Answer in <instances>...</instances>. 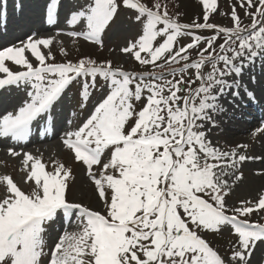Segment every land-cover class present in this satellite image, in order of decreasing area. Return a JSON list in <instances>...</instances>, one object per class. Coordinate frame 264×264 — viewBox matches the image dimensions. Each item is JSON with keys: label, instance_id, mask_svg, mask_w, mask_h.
I'll list each match as a JSON object with an SVG mask.
<instances>
[{"label": "snow or ice", "instance_id": "6c2138e0", "mask_svg": "<svg viewBox=\"0 0 264 264\" xmlns=\"http://www.w3.org/2000/svg\"><path fill=\"white\" fill-rule=\"evenodd\" d=\"M201 3L204 22L191 24L170 17L166 8L161 11L159 2L149 7L142 0H84L76 10H69L66 23L81 31L68 35L101 46L102 34L114 23L121 5L135 10L141 34L121 51L141 65H151L153 71H127L114 67L112 61L97 63L89 58L48 63L54 59L51 38H29L20 46L0 50V73L6 74L0 78V88L16 86L26 91L18 107L0 116V137L24 141L33 123L45 117L55 128V105L80 78L81 109L97 77L107 88L87 119L62 137L63 146L86 166L104 214L67 199L70 168L53 161L54 170L47 171L39 157L24 152V182L34 181L31 192L25 193L9 175H0L4 187L0 264H250L255 245L264 242V222H250L247 217L256 209L264 211V193L255 204L241 201L239 206L228 207V178L235 176L239 162L250 159L239 154L247 145L222 150L208 139L206 129L215 127L214 116L226 111L220 99L230 89H236L230 93L234 98L256 99V91L247 85L243 95L239 89L245 67L264 56V0H239L251 22L242 25L233 5L231 27L209 22L210 14L218 10L217 0ZM58 11L59 0H48L49 23L57 22ZM0 22L6 24L5 13H0ZM201 29L213 34L205 38L193 31ZM161 36L163 41L156 45ZM181 36H190L191 42L177 48ZM221 37L223 42L217 46ZM202 41L204 47H200ZM41 45L49 49L47 55ZM25 50L38 61L36 66ZM193 50L195 58L190 55ZM60 51L67 54L63 47ZM6 61L25 70L13 72ZM181 62L182 66L172 67ZM251 81L257 83L254 76ZM258 90L264 97V85ZM262 130L264 125L256 131ZM8 151L20 155L11 148ZM101 163L97 177L93 166ZM58 213L69 222L75 214L79 230L65 231L48 248L45 233ZM225 228L236 237L228 256H222L205 238Z\"/></svg>", "mask_w": 264, "mask_h": 264}, {"label": "rangeland", "instance_id": "374dc122", "mask_svg": "<svg viewBox=\"0 0 264 264\" xmlns=\"http://www.w3.org/2000/svg\"><path fill=\"white\" fill-rule=\"evenodd\" d=\"M176 1L179 2L180 0ZM183 1L186 2L187 0ZM220 2L221 4L225 3L223 0H220ZM47 3L48 0H8L7 10L5 8L1 9L0 0V13L6 14V24L0 22V35H2L4 32H8L11 33L9 37H12L16 33V30L14 29L17 26L22 25L17 28L19 29L22 27L23 30H25V33L29 32V30L32 31L29 38L40 39L51 37L53 43L49 46V48L54 58L57 57L58 59L64 61H69L70 59L75 61L76 59L78 60L81 58H94L97 63H100L98 57L104 54L108 61H112L114 67H122L124 70L136 72L139 70H146L140 66L141 64L135 60L134 56L121 51V49L126 47L130 41H134L138 38V35L141 34V24L136 22V14L133 15L128 9L122 11L124 8H121L115 17L114 23L102 34L101 46V44L97 43L92 44V41L85 40L82 36L73 37L67 33H57L58 30H63L66 28L73 29V31H81L79 26L69 25L66 23V20L68 19L67 13L69 10H76L79 5L84 3V0H63L60 6L57 22L54 24H48V26L51 27L49 31L43 30L38 32V29H40L42 26L46 27L44 22V11ZM17 5H19V7H17ZM230 10H232V8L228 6V11ZM222 14L223 12L217 11L213 14V16L215 18H225L222 16ZM230 20V18H227V21ZM246 21L249 22L248 20ZM224 24H228L226 27H231V25H233V23L231 24L229 22ZM248 24L250 23H247V25ZM242 25L244 24L242 23ZM202 32L203 33L198 34L195 32V34L202 36L205 34L204 31ZM5 39L6 37H0V41H5ZM22 42L26 41H19L17 46H20ZM62 47L65 49L67 53L66 55L61 53L60 49ZM40 48L41 51L47 55L49 49L44 48L43 45H41ZM57 50L59 51L56 52ZM25 56L34 66L38 64V61H36L31 56V53L28 50H25ZM5 63L6 66L13 72L25 70L22 66H16L12 62L6 61ZM149 70H152V67L149 68ZM4 75V73H0V77ZM255 78L257 81L256 85L254 87L248 88L250 90L256 91L257 96L259 97L260 92L258 90V86L264 84V74L259 76L255 75ZM82 79L83 78L78 79V82ZM78 82L72 85L70 89H66L63 92V95L56 106L55 114L58 115L56 116V120L67 124V129L61 130L60 135L57 138L47 139L45 142L37 143L36 145L31 144L25 147L27 144L25 142L13 141L10 137H1V139L4 141V144L2 147H0V175H9L14 180V182L17 183L18 187H20L25 193L31 192L35 186L34 181H30L28 183L24 182L27 169H25L23 165V153L30 150V153L33 156H37L41 159V161L45 164L47 171L51 172L54 170L53 161H56L57 163H63L67 168L71 169L72 180L69 184L67 196L70 202L81 203L92 210L101 211V213L104 214L103 201L99 200L98 198V193L95 190V186L87 175L86 166L82 162H77L74 158V154L62 144V137L64 134L68 131L75 130L80 124H82L90 114L89 110L95 103L102 99L103 95H105L107 92L105 81L100 87L99 82H97L95 89L91 90L89 93L90 99L87 101L86 107L81 109V87L77 85ZM15 89L16 91L12 92V94L21 92L18 95L22 96V99L18 102L15 101L11 105L5 104L3 102V98H5L7 91H13ZM76 97L79 100L77 102L75 101ZM25 98L26 91L23 87L17 88L15 86L3 90L2 94H0V116L6 114L7 112L13 111V109L18 107ZM225 105L226 106H224V108L228 109L231 106L236 107L237 103L232 100L225 102ZM73 112H75V116L72 115ZM222 116L223 114L214 116V119L216 120V126L213 127L209 125L206 129L208 139L211 140L214 146L219 147L222 150H230L238 144L247 145V147L239 150V154L250 157V159L239 162L237 168L233 170L235 172V176H241V179L236 180L235 176L228 178L230 189L226 196L227 205L231 209L233 207L239 206L241 201L255 204L261 195L260 188H264V166L257 164L254 166L253 159L254 157H257L254 155L258 152L257 145L264 135V130L255 131L252 133L246 132L243 133L242 137H239L235 130H229L222 133L219 129L221 124H223L221 119ZM245 118H249L246 113L243 119ZM69 121H71V123H69ZM253 122L255 125L257 123L259 125L260 119L258 122ZM228 123L234 124V121L231 120ZM42 124L45 127L47 126L45 119L39 120L36 125L33 123V126L35 125L34 131H38L40 126L43 127ZM37 146L40 148L35 152L34 148ZM9 148L21 154L18 156H12L8 151ZM257 155H259V152ZM252 156H254L253 159L251 158ZM107 158L108 156L105 155L104 161H106ZM104 161H102V163ZM102 163L99 166H93V171L97 174V177H99V171L102 167ZM3 192L4 187L0 186V195H2ZM229 214L231 213L229 212ZM247 219H249L250 222H264V211L256 209L250 216L247 217ZM75 220V214L71 217V222L66 220L62 214H57V217L53 222L50 223V226L47 228L45 233V241L48 245V248L54 247L55 242L58 241L59 237L65 231L76 232L79 230ZM205 238L209 241L211 240V244H215V248L222 256L230 255V245L236 239V237L230 233L228 228H225L220 233L206 234ZM47 250L48 249H46V251ZM250 264H264V242H258L255 245L250 257Z\"/></svg>", "mask_w": 264, "mask_h": 264}, {"label": "bare ground", "instance_id": "6f19581e", "mask_svg": "<svg viewBox=\"0 0 264 264\" xmlns=\"http://www.w3.org/2000/svg\"><path fill=\"white\" fill-rule=\"evenodd\" d=\"M39 30L40 31L41 30H45V28H40ZM46 31H49V30L46 28ZM31 33H32V31L27 32V33L22 32L13 41L6 42L5 44L0 45V48L9 47L12 44L16 45L19 41H23V40L27 41V39L29 38V35ZM263 60H264V56H258V57L255 58V60L249 66L245 67L244 73H243L242 77L240 78L241 79V87H240L239 91L241 92L242 95H243V91H244V86L245 85H247L248 87H254L256 85V84L252 83L251 77H253V76L255 77V75L259 76V75L264 74V61ZM232 78H234V77H232ZM232 78H229V79H232ZM3 88H0V94H2ZM15 91H16V89L13 90V91H7V93L5 95V98H3V102L5 104L11 105L15 101L18 102L19 100L22 99V96L18 95L21 92H16V93L12 94V92H15ZM231 91H236V89L235 88L230 89L228 95L221 97L220 103L224 107V106H226L225 102H227V101L229 102V101L233 100L236 103H238V106H236V109L229 107L228 109H226V111L224 113H222L223 116H222L221 119L223 121V124H221V127L219 128L220 131L222 133H224L225 131L235 130L239 137H242L243 133H246V132L247 133L255 132L256 129H257L255 124H253L249 120H242L243 117H244V114H245L244 110L247 108V106H249V104L252 101H249L246 98H244V99L234 98L230 94ZM231 120L234 121V124H229L228 123ZM63 129H67V124L64 123V122L57 123V126L54 128L53 133L49 136V139L57 138L60 135V131L63 130ZM33 143L34 142L27 143L25 145V147H27V146H29V145H31ZM3 144H4L3 139H0V147H2ZM257 147H258L259 155H257L258 154V152H257L254 155V156H257V157L252 156L251 158L252 159H253V157H254V159L256 158L255 160L253 159L254 166H255V164L264 166V135L262 136L261 141L258 143ZM39 148L40 147H35L34 151L35 152L38 151ZM27 152L30 153V150H28ZM260 180L262 181L261 178H260ZM258 190H259V187H258ZM262 193H264V188L261 187L260 188V194H262Z\"/></svg>", "mask_w": 264, "mask_h": 264}, {"label": "trees", "instance_id": "16d2710c", "mask_svg": "<svg viewBox=\"0 0 264 264\" xmlns=\"http://www.w3.org/2000/svg\"><path fill=\"white\" fill-rule=\"evenodd\" d=\"M223 1L225 3L221 4V2L219 0L217 11L223 12L222 16H224L225 18H215L213 16V14H214L213 13V14H210L209 22L215 23V24L217 23L221 27H226V25L224 24L226 22H229L232 24L233 23V21L231 19L232 10L228 11V6H230V8H233V5L236 6L237 14L241 17L242 23L245 26L247 25V23L251 22L250 18L245 16V9L240 8L239 0H223ZM142 2L147 4L149 7H151L156 2H159L161 4V11H163L166 8L167 12L169 13V16L177 18L180 23L191 24V23H193V21L201 22V23L204 22L203 21L204 9H203V5L201 3V0H187L186 2H184L183 0H180L179 2L176 0H142ZM121 6H122V8H124L123 5H121ZM125 10H126V8L123 9V11H125ZM128 10H130L134 14H137L132 9H128ZM252 11H255V9H252ZM227 18H230L231 20L227 21ZM246 20H248L249 22H247ZM160 27H163V25H160ZM193 31H197L198 33H203L202 31H204L205 34L202 36L205 38H207L213 34V32H211L210 30H205V29L193 30ZM163 39H164L163 36L158 37L157 40L155 41L156 45L161 43L163 41ZM187 42L188 43L191 42V37L190 36H181L178 38L176 47L178 48L180 46H183V45L187 44ZM222 42H223V38L221 37L220 39H218L216 41V45L218 46V44L222 43ZM201 46L204 47V41L201 42L200 47ZM190 55L193 58H195L196 57V51L195 50L191 51ZM98 59L100 60V62L108 61L106 56H104V54L102 56L98 57ZM78 60L76 59L75 61L77 62ZM157 63H162V61H158ZM182 63L183 62H181L180 65H172V67L182 66ZM140 66L142 68L146 69V71L147 70L151 71V70H149V68L152 67L151 65H147V66L146 65H140ZM152 70H154L153 67H152ZM155 70L156 71H158V70L163 71L164 69H155ZM192 71H194V70H192Z\"/></svg>", "mask_w": 264, "mask_h": 264}]
</instances>
